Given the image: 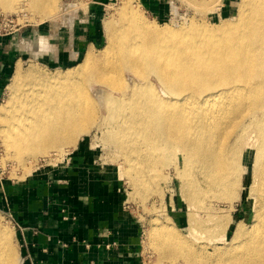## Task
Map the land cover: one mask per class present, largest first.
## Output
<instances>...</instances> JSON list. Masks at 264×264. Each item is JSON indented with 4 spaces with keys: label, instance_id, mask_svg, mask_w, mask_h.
I'll return each instance as SVG.
<instances>
[{
    "label": "bare ground",
    "instance_id": "bare-ground-1",
    "mask_svg": "<svg viewBox=\"0 0 264 264\" xmlns=\"http://www.w3.org/2000/svg\"><path fill=\"white\" fill-rule=\"evenodd\" d=\"M58 1L0 0V7L4 12L37 13L42 20L57 14ZM239 1L237 17L214 29L193 23L178 29L158 28L123 1L117 22L104 23L109 40L104 55L96 56L89 48L82 62L61 77L25 72L17 63L10 98L0 108L5 151L29 172L25 158L37 160L75 146L96 124V106L86 88L91 82L111 91L108 95L99 89L93 95L103 98L104 120L112 125L109 134L119 147L144 155L147 165H153L156 157L181 156L176 175L188 190V204L199 211L202 196L211 189L218 188L226 196L240 186L242 154L254 148L248 153L256 182L251 181L249 190L257 193L259 205L251 225H239L232 240L214 246L213 254L196 242L200 231L195 213L189 216L191 240L163 222L148 231L147 241L172 262L264 264V0ZM21 37L36 52L44 48L42 35L31 31ZM251 133L256 135L255 143L248 141ZM49 167L38 176L60 170ZM143 182L138 172L133 184ZM207 256L213 258L210 263ZM0 264H22L10 231L1 222Z\"/></svg>",
    "mask_w": 264,
    "mask_h": 264
},
{
    "label": "rangeland",
    "instance_id": "rangeland-1",
    "mask_svg": "<svg viewBox=\"0 0 264 264\" xmlns=\"http://www.w3.org/2000/svg\"><path fill=\"white\" fill-rule=\"evenodd\" d=\"M123 1L127 2L130 11H137L147 22L157 25L158 28L170 26L174 29L187 27L190 23L214 29L220 26L224 20L237 17L238 9L236 8L240 2L239 0H224L217 6L215 0L209 2L208 0H190L191 2H188L189 0H59L55 5L57 14L47 19L41 20L39 14L25 12L26 20L29 23L26 29L43 35L47 31V25L55 24L65 32L64 36H61V32L58 33V36L55 33V38L48 40L45 34L46 46L44 45V48L38 52L24 45L17 63L25 72L33 70L47 76L61 77L66 71L74 70L82 62L89 48L94 51L96 56L104 55L103 50L109 43L104 23L107 21L117 22L116 19H119L117 15ZM0 12L16 14L19 11L4 12L0 7ZM116 24L115 26L118 27ZM76 28L79 30L76 31ZM83 29H85L84 33H87L88 30L87 36L85 35L86 42L77 49L76 37L84 36ZM69 37L71 38L69 39ZM16 65L4 84L0 108L10 98L9 87L13 82ZM124 74L128 75L126 72ZM150 80L157 89L156 91L159 92L160 85L158 82L152 76ZM86 88L92 95L97 109V111L95 109L96 124L90 128L89 132L82 138H78L75 146L63 147L59 153L49 152L50 156L38 157L37 160L26 161V158H23L25 160L24 166L30 169L29 172L25 171L26 169L19 166L10 157L0 138V180L2 182L5 181L14 185L25 182L34 176V178L41 177L38 176V173L47 167L50 168L49 165H55L62 171L70 156L81 146L89 154L87 163L93 177L106 185L113 195L116 193L120 195L123 213L137 227V242L134 253V262L137 264H184L182 259L175 262L164 259L152 247L148 246V231L156 223L170 222L183 238L191 240L190 218L196 214L194 218L199 222L200 231L196 242L205 248L207 254H213L214 246L223 247L231 241L239 225L248 227L252 224L255 211L259 205L257 193L254 190L252 192L251 189L249 190L252 183L256 182L251 173L253 162L248 153L254 148L245 149L242 154L243 165L240 167V186L232 189L231 194L228 192L226 196L222 195V190L218 188L211 189L204 194L205 197L202 196L203 202L201 204L203 206H201L203 208H200L199 211V208L195 209L188 204L189 201L185 197L188 190L183 187L184 181L176 175V171L182 167L181 156L175 153L168 158L156 157L153 165H147L144 162V155L137 156L127 148L119 147L109 134L113 129L112 125H109L108 119L104 120L107 113L106 108L104 109L105 106L101 104L103 98L93 95L94 91L99 89L106 91L105 94L108 95L111 91L106 86L94 82L86 85ZM254 135V133L249 134L248 141H255L256 135ZM176 156H178V160ZM173 157L176 160H173ZM175 166L178 167L175 168ZM60 170L51 176H59ZM138 172L142 173L144 182L136 185L133 184V180ZM181 188L183 191L180 190ZM0 222L10 231L17 257L22 260L21 245L12 215L0 209ZM205 259L208 260V263L213 260L210 256L209 258L208 256L205 257Z\"/></svg>",
    "mask_w": 264,
    "mask_h": 264
},
{
    "label": "crops",
    "instance_id": "crops-1",
    "mask_svg": "<svg viewBox=\"0 0 264 264\" xmlns=\"http://www.w3.org/2000/svg\"><path fill=\"white\" fill-rule=\"evenodd\" d=\"M54 25H47L41 34L45 41L54 39L55 33L64 36ZM84 30L83 37H76L77 49L86 42L88 30ZM21 36L22 32L0 38V100L27 46ZM88 157L80 146L58 177L30 178L14 185L0 180V209L12 215L16 228H22H17L22 264H137V227L123 213L120 195H113L93 177Z\"/></svg>",
    "mask_w": 264,
    "mask_h": 264
},
{
    "label": "built area",
    "instance_id": "built-area-1",
    "mask_svg": "<svg viewBox=\"0 0 264 264\" xmlns=\"http://www.w3.org/2000/svg\"><path fill=\"white\" fill-rule=\"evenodd\" d=\"M25 14L26 13H24L23 11H19L16 14H6L0 12V38L10 37L24 31L29 26ZM63 220H68V217L64 216ZM17 228L20 231L22 230V228L18 225ZM113 246H115L114 243L107 245L106 248L109 249L110 247Z\"/></svg>",
    "mask_w": 264,
    "mask_h": 264
},
{
    "label": "water",
    "instance_id": "water-1",
    "mask_svg": "<svg viewBox=\"0 0 264 264\" xmlns=\"http://www.w3.org/2000/svg\"><path fill=\"white\" fill-rule=\"evenodd\" d=\"M30 34H31V29H25L24 31H22V36L30 35Z\"/></svg>",
    "mask_w": 264,
    "mask_h": 264
}]
</instances>
